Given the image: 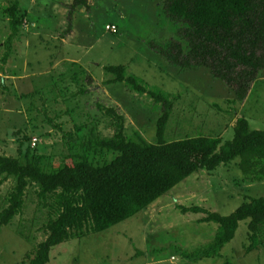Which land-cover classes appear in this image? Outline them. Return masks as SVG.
<instances>
[{"label": "rangeland", "instance_id": "374dc122", "mask_svg": "<svg viewBox=\"0 0 264 264\" xmlns=\"http://www.w3.org/2000/svg\"><path fill=\"white\" fill-rule=\"evenodd\" d=\"M15 1L22 23L5 64L12 31L4 11ZM71 1L0 0V156L19 158L23 145L24 153L30 148L44 155L50 166L71 164L68 157L82 154L92 130L106 139L114 136L107 109L124 116L128 138L141 134L155 142L158 106L124 84L108 85L114 76L105 68L111 66H124L128 76L176 97L169 141L198 134L232 139L242 117L253 130L264 131V73L250 98L235 104L231 91L206 70L179 72L152 53L150 43L166 44L179 31L163 14L167 0H92L90 18L79 13L66 42L61 39L68 26L62 3ZM15 185L13 178L0 179V213L8 208ZM39 191L31 183L24 211L2 229L0 264H31L46 242L54 213ZM248 197H264V182L245 180L238 163L214 174H195L142 214L104 233L87 229L57 247L50 264H191L183 252L208 246L219 226L203 223L204 214L185 215L179 207L229 215ZM248 245L247 224L242 223L220 259L198 264H264V237L252 254Z\"/></svg>", "mask_w": 264, "mask_h": 264}, {"label": "trees", "instance_id": "16d2710c", "mask_svg": "<svg viewBox=\"0 0 264 264\" xmlns=\"http://www.w3.org/2000/svg\"><path fill=\"white\" fill-rule=\"evenodd\" d=\"M92 0H74L67 15V31L72 34L74 17L90 8ZM164 16L178 27L168 43L148 46L168 67L179 72L206 70L236 97L235 104L247 101L264 73V0H167ZM11 35L5 46L4 63L12 56L21 27V5L15 1L5 9ZM166 17V16H165ZM114 76L108 85L124 84L131 91L151 98L158 106L156 141L143 135L128 138L124 116L115 109L106 115L115 128L106 139L92 130L82 154L69 156L71 164L50 166L47 157L28 148L19 149V158L0 156V179L13 178L16 185L9 205L0 213V233L25 208L31 183L39 187V197L52 209L48 238L36 251L31 264H50L54 249L77 235L104 233L142 214L190 177L201 172L214 174L220 168L238 163L243 178L264 182V131H255L246 117L238 119L232 139L198 134L175 141L167 140L176 97L150 89L124 66L105 68ZM110 155H115L109 160ZM51 204H48L49 200ZM187 214H204L203 223L219 226L208 246L183 257L191 264L220 259L236 239L242 223L247 224V253L258 251L264 237V197H248L233 213H211L200 207H179Z\"/></svg>", "mask_w": 264, "mask_h": 264}, {"label": "crops", "instance_id": "0c3cea01", "mask_svg": "<svg viewBox=\"0 0 264 264\" xmlns=\"http://www.w3.org/2000/svg\"><path fill=\"white\" fill-rule=\"evenodd\" d=\"M73 2H74V0H72L71 2H67L66 4H63L62 3V5L64 6V10L65 11H67L66 12V14L68 15V13H69V7L73 4ZM91 3H92V1L90 2V8H89V10H87V9H81V10H79L78 11V13H76L75 14V17H74V29H75V22H76V19H77V17L81 14H83V13H86V15L90 18V15L92 14V6H91ZM80 13V14H79ZM67 15L65 16V20H66V18H67ZM74 34V30H73V32H72V34L71 35H69L68 37H66V38H62L61 37V39L63 40V41H66V40H69L70 38H72V35ZM67 42V41H66ZM250 98V97H249ZM248 98V99H249ZM247 99V100H248Z\"/></svg>", "mask_w": 264, "mask_h": 264}, {"label": "built area", "instance_id": "2783aa9c", "mask_svg": "<svg viewBox=\"0 0 264 264\" xmlns=\"http://www.w3.org/2000/svg\"><path fill=\"white\" fill-rule=\"evenodd\" d=\"M109 30L113 31L114 33H117V28L116 27H109Z\"/></svg>", "mask_w": 264, "mask_h": 264}]
</instances>
